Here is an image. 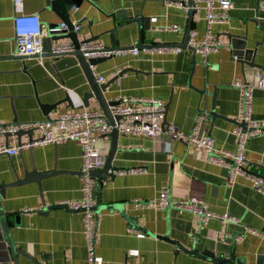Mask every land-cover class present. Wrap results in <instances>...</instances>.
I'll use <instances>...</instances> for the list:
<instances>
[{"label":"crops","instance_id":"crops-1","mask_svg":"<svg viewBox=\"0 0 264 264\" xmlns=\"http://www.w3.org/2000/svg\"><path fill=\"white\" fill-rule=\"evenodd\" d=\"M232 2L230 22L212 26L218 40L230 43L231 49L223 46L208 54L206 63L199 53L182 47L188 14L161 0H80L68 11L71 21L81 26L80 40L96 38L93 41L105 47L117 41L120 48H126L94 66L95 78L103 76L104 83L122 70L103 91L108 101L121 95L153 97L167 106L159 122L161 134H118L109 175L94 179V207L99 206L96 264H255L257 256L264 255V196L244 175H238L229 187L227 169L213 163L210 152L195 150L186 139L196 115L214 106L217 114L229 119L208 118L207 131L216 149L234 150L232 130L237 124L231 120L238 121L239 106L238 90L231 81L241 77L253 82L257 74H264L232 58L233 48L245 45L255 50L254 62L264 66V1L258 11L257 0ZM60 4L22 0L16 9L13 0H0V123L34 122L55 119L65 111L101 109L95 98L83 106V95L90 87L75 55H45L42 61L13 55V16L37 13L47 29L62 22ZM139 14L147 27L136 21ZM171 24L184 29H168ZM191 29L196 39L202 38L203 11L193 14ZM61 43L71 41L64 38L53 45ZM156 46H180L182 51L157 52ZM133 47L138 49L136 55ZM252 117L264 119V89L254 90ZM5 139L0 136V143ZM102 148L108 155L111 140ZM245 156V170L264 176V129L247 141ZM81 162L82 147L74 141L36 145L10 157L0 155V183L23 178V167L30 176L26 183L7 187L1 198L15 247L24 252L17 254V264H88L80 211L50 207L81 198V179L75 173L80 172ZM133 167L143 171L113 173L116 168ZM163 186L173 198H202L211 210L226 212L238 222L210 219L202 223L189 212L146 205L159 196ZM112 205H122V210ZM24 208L34 211L23 213ZM138 232L144 236L138 237ZM236 234H240L236 241L230 240ZM213 258L229 261L219 263ZM0 264H15L10 251L7 254L0 248Z\"/></svg>","mask_w":264,"mask_h":264},{"label":"built area","instance_id":"built-area-1","mask_svg":"<svg viewBox=\"0 0 264 264\" xmlns=\"http://www.w3.org/2000/svg\"><path fill=\"white\" fill-rule=\"evenodd\" d=\"M167 7H177L185 13L193 9L203 11L205 30L201 39H196V31L189 30L187 46L199 53L202 61L206 63L208 54L216 52L219 48L226 46L231 49L230 43L219 41L212 31L214 24L226 25L230 22V11L234 4L232 0H161ZM14 7L19 9L22 0H13ZM73 29L78 31L80 24L72 23ZM65 23L60 22L58 26L43 28L40 17L37 13L15 14L13 16V35L15 41L14 56L23 58L35 56L42 61L44 56L43 38L52 31L66 29ZM173 31H182L183 26L171 24L167 27ZM99 42L82 43L79 49L83 56L88 59L92 57H106L111 54L105 50ZM188 48V47H187ZM75 47L72 43L56 44L51 47V53L55 55L73 52ZM157 52L178 53L182 51L180 46H156ZM132 53L136 55L138 49L132 48ZM233 60L238 59V55H232ZM91 70L95 73L94 66ZM122 73L118 69L115 74ZM98 83H104L103 76H97ZM231 85L238 90V122L232 133L236 137V146L232 151L216 149L215 140L207 131L208 112H199L194 120L190 132L186 135L187 142L195 150H207L212 155L210 160L227 169L226 184L231 187L238 175H244L249 180L251 187L264 196V177L248 173L245 170L247 159L245 156L247 141L259 134L264 129V119L256 120L252 117L253 93L257 88L264 89V74H257L256 81L248 82L245 78L237 77L231 81ZM118 103L109 106L112 116H119L111 124L102 109L89 110L79 109L62 112L55 119H44L34 122L22 123H0V136L6 135L5 142L0 143V155L14 156L23 149H28L36 145L62 144L69 141L77 142L82 147V162L80 168L81 198L66 204L69 210L80 211L82 221V235L85 242L86 257L88 264H96V244L99 239V214L94 212V178L92 172L103 167L106 160V153L102 145L111 140V131L115 128L119 134L124 135H145L154 137L162 132L160 120L164 117L165 103L153 97H132L121 95L114 99ZM174 128L171 127V132ZM25 133L21 137V145L18 143L16 134ZM32 132V137L27 133ZM143 171L142 168L113 169V173L122 174L124 172L136 173ZM157 209L173 208L178 212H189L198 216L202 223L210 219H217L226 223L238 222V219L224 212L217 213L210 209L208 203L196 196H185L173 198L169 188L163 186L157 198L145 202ZM31 208H24L23 213H32ZM138 237L144 236L138 232ZM264 236V234H263Z\"/></svg>","mask_w":264,"mask_h":264},{"label":"water","instance_id":"water-1","mask_svg":"<svg viewBox=\"0 0 264 264\" xmlns=\"http://www.w3.org/2000/svg\"><path fill=\"white\" fill-rule=\"evenodd\" d=\"M56 1L61 3V4H63V6L60 4V13H61V17H62V22L65 23L67 28L64 29V30H61V31L49 32L48 35H46L43 38L44 56L45 55L46 56L47 55L48 56H54L55 54L51 53V47L53 46V43L58 41V40H62L64 38H68L71 41V43L74 45L75 50L73 52H69V53H65V54H72V55L76 56V58H77V60H78V62L80 64L83 72L85 73V76H86V78L88 80L89 87H90V91L84 93V95H83V106L88 107L89 99L90 98H95V100L99 104V107L104 111V113L106 114L109 122L112 124L114 119L118 120L120 117L119 116H114L113 117L111 112H110L109 106L116 105L118 102L115 101V100L114 101H110V100L108 101L105 98L103 91L121 73H119L117 76H115L111 80L107 81L106 83H98L97 79L94 76V73L91 70V66H96L97 64L114 57L115 55H117V53L119 51L125 50L126 48H120L119 43L117 41H112L111 42V46L105 48V50L111 52L110 55H108L106 57H92V58L86 59L83 56V52L79 49V47H80V45L82 43L93 42V40H95L96 38H92L91 37L89 39L80 40L79 37H78L77 31H75L73 29V25H72L73 22L71 21L70 16L68 14V11L70 9H72L74 7V5L79 4L80 0H56ZM190 1H192V0H190ZM261 1H264V0H257V6H256L257 11H258L259 4H260ZM195 12L196 11L193 10V9H191L188 12L189 25H188L187 31H186V39H185V41L183 42V45H182V47L190 48L193 51L194 54H195L194 49L192 47H190V46H187V37H188L189 29H190V22H191L193 14ZM141 19H142L141 18V14L137 15L136 21L137 22H141L142 21L143 24L145 25V27H147L146 20L145 19L141 20ZM257 20H258V14H257V17L253 21L256 23ZM52 25L53 26H58L59 23H55V24H52ZM111 32H113V31H111ZM231 37H233V36L231 35ZM233 51H234V54L238 55V59H237L238 61H240L242 63H245L247 66L260 68V69H262L264 71V66L256 64L254 62L253 56H254L255 50L247 49L245 47V45H243L241 47H237L236 46L235 49L233 48ZM16 57L23 58L21 56H16ZM193 57L195 58V55H193ZM64 100L65 101H69L68 98H65ZM55 106H56V104L51 105V106H46L45 107V111H47V110H49V109H51V108H53ZM166 108H167V106H165L164 112H166ZM215 117L224 118L226 120L229 119V118H226L224 116H221V115L217 114L215 112L214 106H212V109L210 111H208V118H215ZM231 121H234L235 124H239V125L243 126V124L241 122H238L236 120H231ZM14 123H17L16 120L14 121ZM24 134L25 133H22V132H19V133L16 134L18 143L20 145H21V137ZM118 134L119 133H118L117 129H115V128L111 131V148H110V152H109V154L106 157V160H105V163H104L103 167H101V168H99V169H97V170L92 172V176H93L94 179H100V178H103V177H106L107 175H109V169L112 167V158H113V154H114V151H115ZM27 135L32 137V132H28ZM4 137L6 138L7 136L4 135ZM30 148H32V147H30ZM30 148H28V149H30ZM13 171L15 173L17 172L14 168H13ZM75 173L79 174V175L81 174V172H75ZM259 176H261V175H259ZM29 177L30 176L27 173L26 168L23 167V178H21V179L17 178L14 182H11V183H0V248L4 249V251L7 252V254L10 251L11 258L13 259L15 264H17V254L18 253L24 254V252H22L19 248L15 247V244L13 242V239H12V236H11V233H10V230H9V226H8L7 221L5 219V214H4V212L2 210V207H1V198L5 197V189L7 187H10V186H13V185H17V184L26 183V182H28ZM261 177H264V176L262 175ZM50 207L64 208L66 210H69L67 205L66 204H62V203L55 204V205L50 206ZM110 207L111 208H113V207L114 208H119L120 210H122V205H119V206L118 205H112ZM98 209H99V206H98V204H96L95 207L93 208V210H94V212L98 213ZM15 223L19 224V215H15ZM239 236H240V234H236V235L232 236L230 238V240L236 241L237 237H239ZM187 251H189L190 253H196L193 250H187ZM213 259L215 261L219 262V263L229 261V258L228 259L213 258ZM255 264H264V255L257 256Z\"/></svg>","mask_w":264,"mask_h":264}]
</instances>
